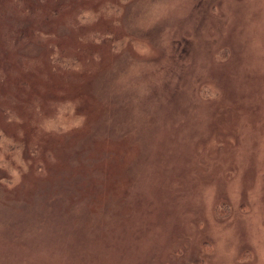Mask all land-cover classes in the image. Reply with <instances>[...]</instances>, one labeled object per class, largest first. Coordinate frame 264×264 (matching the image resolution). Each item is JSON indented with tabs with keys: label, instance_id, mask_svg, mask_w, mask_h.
Segmentation results:
<instances>
[{
	"label": "rangeland",
	"instance_id": "374dc122",
	"mask_svg": "<svg viewBox=\"0 0 264 264\" xmlns=\"http://www.w3.org/2000/svg\"><path fill=\"white\" fill-rule=\"evenodd\" d=\"M0 264H264V0H0Z\"/></svg>",
	"mask_w": 264,
	"mask_h": 264
}]
</instances>
